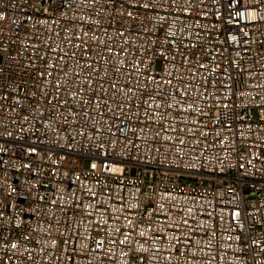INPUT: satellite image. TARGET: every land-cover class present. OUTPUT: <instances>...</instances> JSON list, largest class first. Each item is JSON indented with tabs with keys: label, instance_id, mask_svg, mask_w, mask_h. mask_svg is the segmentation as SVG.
<instances>
[{
	"label": "built area",
	"instance_id": "2783aa9c",
	"mask_svg": "<svg viewBox=\"0 0 264 264\" xmlns=\"http://www.w3.org/2000/svg\"><path fill=\"white\" fill-rule=\"evenodd\" d=\"M0 264H264V0H0Z\"/></svg>",
	"mask_w": 264,
	"mask_h": 264
}]
</instances>
